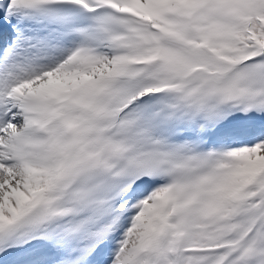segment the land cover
Returning a JSON list of instances; mask_svg holds the SVG:
<instances>
[{
    "label": "snow or ice",
    "instance_id": "snow-or-ice-1",
    "mask_svg": "<svg viewBox=\"0 0 264 264\" xmlns=\"http://www.w3.org/2000/svg\"><path fill=\"white\" fill-rule=\"evenodd\" d=\"M0 264H264V0H0Z\"/></svg>",
    "mask_w": 264,
    "mask_h": 264
}]
</instances>
